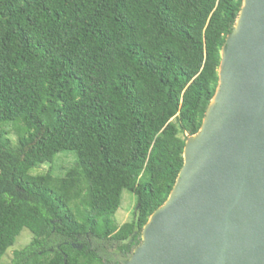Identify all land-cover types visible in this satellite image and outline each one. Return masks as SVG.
Instances as JSON below:
<instances>
[{"label":"trees","instance_id":"1","mask_svg":"<svg viewBox=\"0 0 264 264\" xmlns=\"http://www.w3.org/2000/svg\"><path fill=\"white\" fill-rule=\"evenodd\" d=\"M244 0H0V264H119L168 200ZM13 125L14 143L5 130ZM61 152L63 178L31 170ZM124 191L131 222L116 223Z\"/></svg>","mask_w":264,"mask_h":264},{"label":"water","instance_id":"2","mask_svg":"<svg viewBox=\"0 0 264 264\" xmlns=\"http://www.w3.org/2000/svg\"><path fill=\"white\" fill-rule=\"evenodd\" d=\"M212 102L168 200L122 264H264V0L243 1Z\"/></svg>","mask_w":264,"mask_h":264},{"label":"rangeland","instance_id":"3","mask_svg":"<svg viewBox=\"0 0 264 264\" xmlns=\"http://www.w3.org/2000/svg\"><path fill=\"white\" fill-rule=\"evenodd\" d=\"M5 130L8 133L9 138L16 143L17 135L13 125H7ZM76 160L77 157L75 153L61 152L55 157L53 163H46L38 166L32 169L30 174L32 176H39L51 171L55 177L63 178L67 172L74 167ZM136 207L137 197L129 191H124L121 207L115 217L118 226H122L133 220ZM32 239L33 235L29 230L25 229L17 239L16 244L8 250L7 255L3 258L1 264H10L15 252L23 250L32 242Z\"/></svg>","mask_w":264,"mask_h":264},{"label":"bare ground","instance_id":"4","mask_svg":"<svg viewBox=\"0 0 264 264\" xmlns=\"http://www.w3.org/2000/svg\"><path fill=\"white\" fill-rule=\"evenodd\" d=\"M243 16H244V12L242 13V17H241V18L238 20V22H237L236 33H239L240 30H241V28H242V25H243ZM218 100H219V99L216 98V99L212 102L211 107H210V110H209L208 118H207V119L205 120V122H204V127H206V125L208 124V122H209V120H210V117H211V115L213 114V112H214V110H215V108H216V106H217ZM197 139H198V137L195 136V138H194V142H196ZM180 183H181V180L179 181L178 186H177L175 192L173 193L171 199H174V198H175V196H176V194H177V192H178V188H179ZM153 221H154V218L151 219V222H150L149 226L145 229V233H144V237H143V240H144V241H146V239H147V234H148V232H149V230H150V227H151ZM140 250H141V249H138V251H136V253H138ZM131 262H132V261H131Z\"/></svg>","mask_w":264,"mask_h":264},{"label":"flooded vegetation","instance_id":"5","mask_svg":"<svg viewBox=\"0 0 264 264\" xmlns=\"http://www.w3.org/2000/svg\"><path fill=\"white\" fill-rule=\"evenodd\" d=\"M132 252H133V250H132ZM132 252H131V253H132ZM121 258H123V257H119V260H120ZM119 264H122L121 260L119 261Z\"/></svg>","mask_w":264,"mask_h":264}]
</instances>
